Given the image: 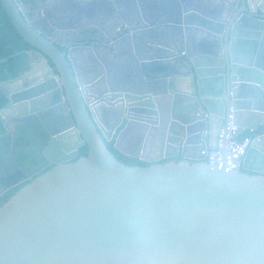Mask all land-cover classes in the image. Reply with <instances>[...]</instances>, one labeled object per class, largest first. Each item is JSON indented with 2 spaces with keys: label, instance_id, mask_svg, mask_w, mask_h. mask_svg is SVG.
I'll return each mask as SVG.
<instances>
[{
  "label": "water",
  "instance_id": "1",
  "mask_svg": "<svg viewBox=\"0 0 264 264\" xmlns=\"http://www.w3.org/2000/svg\"><path fill=\"white\" fill-rule=\"evenodd\" d=\"M0 1L44 64L0 121L44 100L76 138L0 207V264H264V0ZM231 114L260 136L228 173L201 153Z\"/></svg>",
  "mask_w": 264,
  "mask_h": 264
},
{
  "label": "flooded vegetation",
  "instance_id": "2",
  "mask_svg": "<svg viewBox=\"0 0 264 264\" xmlns=\"http://www.w3.org/2000/svg\"><path fill=\"white\" fill-rule=\"evenodd\" d=\"M18 1H20L21 6L24 7L26 0ZM89 2L87 3V6L92 5V3ZM60 48L63 50L67 49L66 46H60ZM30 54L32 56L37 54L41 59L43 57L38 51H32ZM30 56L29 68L27 70L22 72V74H20L17 78L9 79L0 83V87H2L0 88L1 97L6 98L7 93L21 88L23 85L18 84L20 81L22 82L23 80L24 84L29 81L32 82L35 79V76L30 74V66L32 62L30 61ZM114 69L116 73L120 75V78L123 79V76H125V70L123 66H119L118 61ZM14 80H19L16 83L19 86L15 88L3 87L8 84L13 85L12 82ZM42 89L43 87L39 88V94L42 93ZM45 102L46 101L44 100L40 101L36 106L38 108L37 112L29 118H10L8 122L0 121L3 128L2 133L0 134V205H3L14 195L11 194V192H17L38 175L46 172L54 166V163L45 157L44 153L47 152V154L53 159L61 158L55 154L56 152L54 146H56L58 141L74 146L73 142L76 138L74 136V131H72V123L65 119L64 121H60V115L65 113V108L60 105L45 107ZM7 104L4 106L5 109L3 107L0 108V110L10 116L12 114L9 108H7ZM5 124L10 128L9 130L6 129ZM124 133L125 132H123V134ZM259 133L260 132L257 131V133L254 134V140L260 136ZM117 138L119 137L116 135L114 140ZM51 143L53 144L52 146H50ZM48 146L50 149H48ZM87 149V146L81 147L78 156L72 161H75L80 157L87 156L83 154L87 151ZM137 149V154H142L139 146Z\"/></svg>",
  "mask_w": 264,
  "mask_h": 264
},
{
  "label": "trees",
  "instance_id": "3",
  "mask_svg": "<svg viewBox=\"0 0 264 264\" xmlns=\"http://www.w3.org/2000/svg\"><path fill=\"white\" fill-rule=\"evenodd\" d=\"M32 51H35V49L18 34L0 1V83L17 78L22 72L27 70L29 68L28 53ZM6 104V98L0 96V108H3ZM2 130L3 128L0 123V134ZM253 135L247 131L244 133L243 138H250ZM108 148L118 160L128 166L149 165L146 162L125 156L116 148L115 140L108 142ZM83 154L87 155L88 149ZM15 192H11V194H15Z\"/></svg>",
  "mask_w": 264,
  "mask_h": 264
},
{
  "label": "built area",
  "instance_id": "4",
  "mask_svg": "<svg viewBox=\"0 0 264 264\" xmlns=\"http://www.w3.org/2000/svg\"><path fill=\"white\" fill-rule=\"evenodd\" d=\"M229 118L227 131L222 129L218 135L217 147L210 148V145H208L201 153L213 168L225 169L228 173L242 170L247 152L255 141V135L250 138H243L244 133L247 131L250 134H255L253 130L241 129L234 124L233 114Z\"/></svg>",
  "mask_w": 264,
  "mask_h": 264
},
{
  "label": "crops",
  "instance_id": "5",
  "mask_svg": "<svg viewBox=\"0 0 264 264\" xmlns=\"http://www.w3.org/2000/svg\"><path fill=\"white\" fill-rule=\"evenodd\" d=\"M30 53H28L29 56L31 55ZM30 57H31L30 61L36 62V64L34 65L35 66L34 70L35 69L38 70V69L42 68V66H44L42 59L37 54H34L33 56L31 55ZM79 63H82V62L78 60V64ZM30 79H32V78H30ZM23 82L24 81L22 80V82L20 81L18 84L23 85ZM29 82H31V81H29ZM18 84H14V85L8 84V85L3 86V87L15 88V87L19 86ZM0 88H2V87H0ZM111 124H112V120L107 118L106 119V125L110 126ZM115 142L117 145V149L120 152H122L125 156L129 157L131 154H134L135 156H139V154H137L138 153V149H137L138 145L133 140L131 133H129V132H125L124 134L122 133L120 135V137L115 140Z\"/></svg>",
  "mask_w": 264,
  "mask_h": 264
}]
</instances>
